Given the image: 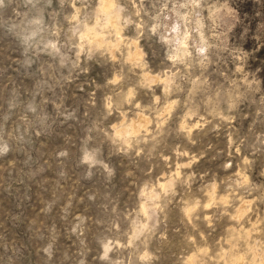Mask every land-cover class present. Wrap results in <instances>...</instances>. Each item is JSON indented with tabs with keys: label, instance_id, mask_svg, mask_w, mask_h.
I'll return each mask as SVG.
<instances>
[{
	"label": "rangeland",
	"instance_id": "rangeland-1",
	"mask_svg": "<svg viewBox=\"0 0 264 264\" xmlns=\"http://www.w3.org/2000/svg\"><path fill=\"white\" fill-rule=\"evenodd\" d=\"M0 264H264V0H0Z\"/></svg>",
	"mask_w": 264,
	"mask_h": 264
},
{
	"label": "bare ground",
	"instance_id": "bare-ground-1",
	"mask_svg": "<svg viewBox=\"0 0 264 264\" xmlns=\"http://www.w3.org/2000/svg\"><path fill=\"white\" fill-rule=\"evenodd\" d=\"M105 6H106V3H105ZM141 118V117H140ZM142 119V118H141Z\"/></svg>",
	"mask_w": 264,
	"mask_h": 264
}]
</instances>
